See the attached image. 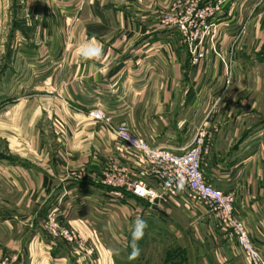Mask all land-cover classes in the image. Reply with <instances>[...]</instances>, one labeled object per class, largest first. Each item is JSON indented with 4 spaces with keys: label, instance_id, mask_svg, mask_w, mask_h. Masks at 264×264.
<instances>
[{
    "label": "crops",
    "instance_id": "obj_1",
    "mask_svg": "<svg viewBox=\"0 0 264 264\" xmlns=\"http://www.w3.org/2000/svg\"><path fill=\"white\" fill-rule=\"evenodd\" d=\"M192 1L214 0H0V259L116 264L107 237L123 222L167 219L168 229L185 233L182 219L205 259L197 264H249L209 207L187 192L158 204L110 196L103 173L133 168L139 156L87 116L95 108L154 146L179 149L200 129L209 132L201 172L234 194L264 256V0H224L197 65L161 20ZM49 211L97 238L87 262L49 239Z\"/></svg>",
    "mask_w": 264,
    "mask_h": 264
},
{
    "label": "built area",
    "instance_id": "obj_2",
    "mask_svg": "<svg viewBox=\"0 0 264 264\" xmlns=\"http://www.w3.org/2000/svg\"><path fill=\"white\" fill-rule=\"evenodd\" d=\"M223 3L224 0L204 3L192 1L184 16L178 18L169 13L163 15L161 20L165 26L182 33L183 42L191 51L192 65H197L204 59V42L215 36L216 25L213 19ZM87 116L102 121L127 149L139 156L138 164L133 168L114 167L103 173L101 182L111 188L112 198L125 203L124 193H128L146 200L149 204H158L187 192L209 207L216 223L231 233L249 264H264L263 254L250 238L243 220L235 211L234 194L214 187L205 180L201 172L200 159L205 142L210 138L209 132L200 129L185 146L173 149L150 145L124 122L113 123L111 116L100 108L89 110ZM150 176L155 179L156 186L148 183ZM44 229L51 241L58 240L70 245L85 259L93 256L95 247L92 242L59 219L55 211L44 215ZM11 263L8 259H0V264Z\"/></svg>",
    "mask_w": 264,
    "mask_h": 264
},
{
    "label": "rangeland",
    "instance_id": "obj_3",
    "mask_svg": "<svg viewBox=\"0 0 264 264\" xmlns=\"http://www.w3.org/2000/svg\"><path fill=\"white\" fill-rule=\"evenodd\" d=\"M168 13L179 18L184 16L185 12L178 14L174 13L173 11H169L167 14ZM214 30L216 34L217 28ZM176 31L179 33L181 38H183L182 33L178 30ZM4 35L5 34L1 33L0 38H2ZM85 223L86 225H89L87 221ZM168 224H170V221L167 219L164 220V223L162 220H159L154 224H145L146 227L141 228L137 224V221L123 222L120 230L117 228L116 232L114 233L115 236L107 237L108 241L109 239L112 241L106 245L114 248L116 264H174L177 262H181V264H197L203 262L205 259L204 257L200 256L199 250L195 243V237L193 234H189V229L186 230L191 226L190 221L186 223L183 222L182 219H178L177 225L180 226L182 231L184 230L185 233H177L175 229L172 231L174 227L172 229H168ZM112 225L115 226V223ZM170 229L171 231H169ZM80 234L82 237L88 238L91 241L90 237L86 236L83 231H81ZM92 239H95V237ZM94 241L95 243L91 241L93 245L99 244L97 238ZM179 245L180 247L182 246L185 248V255L178 252V249L174 250V247ZM75 253L78 256L76 262H81L80 258L85 260V258L82 257L77 251ZM241 260L242 259L240 256L235 258L237 263Z\"/></svg>",
    "mask_w": 264,
    "mask_h": 264
},
{
    "label": "clouds",
    "instance_id": "obj_4",
    "mask_svg": "<svg viewBox=\"0 0 264 264\" xmlns=\"http://www.w3.org/2000/svg\"><path fill=\"white\" fill-rule=\"evenodd\" d=\"M137 224H138L141 228H142V227H146L144 221H142V220H138V221H137ZM134 235H135V233H134Z\"/></svg>",
    "mask_w": 264,
    "mask_h": 264
},
{
    "label": "water",
    "instance_id": "obj_5",
    "mask_svg": "<svg viewBox=\"0 0 264 264\" xmlns=\"http://www.w3.org/2000/svg\"><path fill=\"white\" fill-rule=\"evenodd\" d=\"M155 209L159 210L157 207H155Z\"/></svg>",
    "mask_w": 264,
    "mask_h": 264
}]
</instances>
